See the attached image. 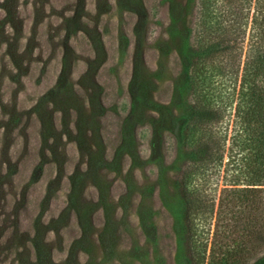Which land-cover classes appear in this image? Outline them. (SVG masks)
<instances>
[{
    "label": "rangeland",
    "instance_id": "1",
    "mask_svg": "<svg viewBox=\"0 0 264 264\" xmlns=\"http://www.w3.org/2000/svg\"><path fill=\"white\" fill-rule=\"evenodd\" d=\"M197 10L0 0V264H219L234 242L264 236L250 209L219 213L222 177L213 212L187 223ZM232 121L218 124L229 137Z\"/></svg>",
    "mask_w": 264,
    "mask_h": 264
},
{
    "label": "trees",
    "instance_id": "2",
    "mask_svg": "<svg viewBox=\"0 0 264 264\" xmlns=\"http://www.w3.org/2000/svg\"><path fill=\"white\" fill-rule=\"evenodd\" d=\"M193 43L186 77L188 163L182 173L191 231L197 217L213 212L221 177L219 213L239 207L264 217V0H198ZM225 117L233 118L230 137L228 125L224 132L218 127ZM229 193L234 196L227 200ZM262 251L264 236H252L234 242L217 261L264 264V255L257 257Z\"/></svg>",
    "mask_w": 264,
    "mask_h": 264
}]
</instances>
